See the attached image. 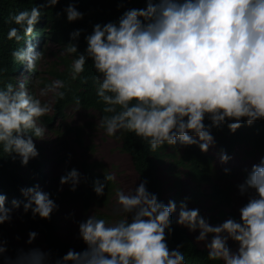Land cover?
Segmentation results:
<instances>
[{"label":"clouds","instance_id":"1","mask_svg":"<svg viewBox=\"0 0 264 264\" xmlns=\"http://www.w3.org/2000/svg\"><path fill=\"white\" fill-rule=\"evenodd\" d=\"M59 2L44 0L37 7L10 16V22L19 27L10 28L7 38L17 42L25 40L26 46L11 53L23 66L0 79V152L3 153L0 157L19 165L16 171L19 182L14 177V183L20 200L0 185V228L4 229L5 222H11L13 208L22 209L24 219L29 210L34 219L52 217L54 234L68 242L65 254L55 264H185L180 251L184 244L170 249L167 243L168 235L173 232V213L176 223L186 228L199 244L207 242L205 247L210 259L220 258L223 264H264V157L260 151H254L261 157L259 162L245 169L247 175L237 185L239 195L247 196V202L238 209L239 219L229 217L212 225L198 208H189L187 202L206 194L217 204L226 203L218 202L209 194L212 183L219 184L218 174L210 182L196 184L183 164L176 165V160L167 156V150L160 149L165 145L195 144L202 152H209L216 145L211 133L213 128L227 124L235 133L245 123L251 126L257 120H264V0H143L144 8H128L116 21L93 25L92 32L84 37L87 46L83 53L71 41L77 40L84 30H73L65 49L69 54H78L71 64V76L75 80L84 72L85 64L92 62L98 73L94 77L96 95L106 105L103 111L110 114L104 115L101 121L96 109L79 105V97L74 98L76 103L71 102L57 113L55 100L65 98V92L59 91L65 85L50 69L49 77L57 82L52 84V80L44 78L38 83L52 91L51 107L42 103L23 81L16 82L18 73H26L28 78L39 75L37 64L43 52H39L41 41L36 46L31 43L35 25L42 8L54 7ZM124 2L133 0H121V4ZM64 12L69 22L83 19L84 14L74 3H69ZM35 70L37 74L33 75ZM11 78L13 82L5 84ZM69 107L84 111L86 118L78 124L65 122L63 132H55L56 139L63 140V146H66L65 134H73L76 140L74 129L66 132L68 126L81 127L83 143L77 140L75 143L90 151L93 148L90 144L84 146V135L96 124L109 137L117 139H121L118 133H134L146 142L147 155L154 159L158 177L165 181L162 192L166 203L148 190L147 180L141 181L138 176L141 182L130 194L116 192L120 211L127 214V219L118 215L116 223L109 225L105 219H111L110 214L96 212L95 217L90 214L78 222L77 241L62 234L53 214L59 207L54 200L68 196L71 202L80 201L85 208L92 201L106 204L113 193L107 202L101 203L94 192L97 197L103 196L109 181H114L116 186L115 176L104 162L83 157L78 164L68 166V172L60 174V184L64 185L61 189L46 181L49 164L41 159L34 139H44L45 125L54 131L53 119H65ZM91 111L96 112L94 119H88L92 117ZM47 114L49 122L45 119ZM220 153L221 163L231 159L229 154ZM86 161H100L110 173L104 175L103 182L95 179L93 189L88 188L84 175ZM163 164L173 180L180 179L178 167H183L195 182L189 186L192 196L186 197L179 206L172 200L169 189L172 183L166 185V179L160 175L159 166ZM171 169L176 172L174 175ZM181 181L188 186L186 181ZM203 184H208L211 190L206 192ZM70 191L72 194H68ZM229 196L231 202L226 204H232L231 191ZM197 230L199 234L195 236ZM29 231L26 243L31 249L28 251L18 252L19 246L5 236L17 248L16 255L6 248L5 237L0 238V261L47 264L51 253L45 252L47 247L39 242L44 238L43 233ZM229 241L236 247H230ZM6 251L11 257H6Z\"/></svg>","mask_w":264,"mask_h":264},{"label":"trees","instance_id":"2","mask_svg":"<svg viewBox=\"0 0 264 264\" xmlns=\"http://www.w3.org/2000/svg\"><path fill=\"white\" fill-rule=\"evenodd\" d=\"M43 3L44 0H0V79L6 78V74L10 73L11 70L19 69L23 66V64L16 61L11 55L14 50L20 49L26 45L25 40L17 42L15 39L9 40L7 38L10 28L19 27L14 22H10V16L15 15L21 10H30ZM69 3H74L76 9L84 14L83 19L74 22H69L67 20L64 9L68 7ZM145 6L143 0H133V2H124L122 4L121 0H60L54 7L41 9L42 15L35 25V33H33L34 37L31 43L36 46L38 41L50 39L55 45L65 50L67 44L71 40L69 34L75 29H83L84 31L81 33L80 37L75 41H71L78 45V52L83 53L87 46L84 37L92 32L93 25L96 23L103 24L109 21H116L126 9L144 8ZM58 13L59 15H57ZM21 35H23V32H21ZM25 39L28 38L26 37ZM77 55L78 54H69L65 51L64 54L56 55L57 60H54V63L49 67L52 75L65 85V87L59 88V91L65 92V98L59 100L56 97V111L57 113L62 112L65 106L71 104V102H75V97H79V105L85 109H96L100 114L101 121L104 115L110 114L103 111L106 105L102 101H99L96 95L97 84L94 77H96L98 73L89 60L85 64L84 72L73 80L71 76V64ZM36 71L37 70H35L33 75L37 74ZM13 72L14 71H12V73ZM12 82L13 79L11 78L6 81L5 84ZM45 119L49 122V114L45 116ZM205 123H209V121L206 120ZM91 124L92 123L89 122V125ZM67 128L66 132L72 129L76 131V140L80 141L82 144L83 139L79 133L81 127L71 128V126H68ZM211 133L215 138V144L219 152H224L228 155L237 145L243 144L248 148V152L251 153L257 149L260 151L262 157H264V120H257L251 126L245 123L235 133L228 129L227 124L219 129L213 128ZM118 135H121L120 149L129 153L141 181L147 180L148 190L158 194V198L166 203L162 192L165 181L158 177L155 161L147 155L144 147V143L146 142L136 137L134 133H118ZM89 147L92 149L93 145L90 144ZM160 149L162 151L167 150V156L171 157L174 162L176 160V163H178L176 165L183 164L196 184L210 182L213 180L212 176L217 175V171L214 169L213 165V155L209 152H202L198 145L180 146L177 144L175 147L165 145ZM178 153L180 154L178 155ZM2 155L3 153L0 152V156ZM18 166L10 160L0 157V185L13 194H15L14 177L19 182L16 174V171L19 169ZM84 170L88 188L90 189H93L92 182L95 179L98 178L103 182L104 175L110 174L100 161H93L91 163L86 161ZM171 171H173V175L176 173L172 169ZM35 173L38 174V172ZM182 184L185 185L184 182L176 177V180H173L172 185L169 187L172 191V200L177 203V206H179L180 202L185 200L186 197L192 196V194L189 196L183 194L181 189ZM211 187L212 190L209 194L218 202H231L229 186H221L215 182L212 183ZM113 190L114 181H109L105 187V194L103 196L97 197L95 192H93L99 202L105 203L113 193ZM68 194H72V191ZM15 195L17 199L20 200V197L17 194ZM88 195L89 193L87 197ZM85 201L88 203L89 200L85 198ZM25 216V227L28 230L38 231L44 235V238L39 240V242H42L47 247V249L44 250L45 252L51 253L47 264H55V261L65 254V247L68 244L67 241H62L59 236L54 234L55 220L52 217L50 220L40 219L38 216L34 219L30 210L25 213ZM172 228L173 232L167 237L168 246L170 249H175L177 244L183 243L184 246L180 251L184 255L186 264H223V260L220 258L210 259L208 257V250L205 245L199 244L186 228L180 227L173 219V213ZM4 241L6 242V248L16 255L17 248L10 239L5 237ZM0 264H4V262L0 261Z\"/></svg>","mask_w":264,"mask_h":264},{"label":"rangeland","instance_id":"3","mask_svg":"<svg viewBox=\"0 0 264 264\" xmlns=\"http://www.w3.org/2000/svg\"><path fill=\"white\" fill-rule=\"evenodd\" d=\"M43 55L38 60L37 68L40 71L39 75L34 78H28L27 74L18 73L16 77V82H21L30 87L33 90L38 99L42 103H47L51 107V90H48V86H39V83L44 78H49L52 80V84L57 82L52 79L48 72L51 64L54 60H57L56 55L64 53L65 50L55 45L51 40L41 41ZM51 84V85H52ZM43 93V94H42ZM92 117L88 119H94L96 112L91 111ZM86 118L84 111H80L75 107H69L66 110L65 119H53L52 125L54 131L49 130V126H46L43 122L41 124L45 125L47 132L44 139H34V143L38 144L36 146L41 159H44L49 165L46 166V181L49 185L56 189H61L64 185L60 184L59 176L62 173L68 172V166L78 164L80 158H89L91 160H101L107 166L109 172L115 176L116 186L113 190V194L106 204H100L92 201L88 208H85L80 201L71 202L68 196L60 197L55 201L59 206L57 210L53 212L54 216L59 221L58 230L64 234L66 237L77 241L78 237V222L85 220L90 214L95 217V213H106L110 214L111 219H105L109 225L116 223V216H122V218L127 219V214L120 211V205L118 204V197L116 195L117 190H122L125 194H130L134 186H138L141 182L134 166L132 165L129 155L120 149L121 140L115 137H109L103 128L99 125H94L92 128H88L86 134L84 135V146L88 144H93V150H85L82 146L75 143V138L73 134H65L64 139H66V146H63V140H57L55 137L56 131H62L65 122L68 123H81ZM209 152L213 154L214 157V167L217 169L218 177L216 180L220 185H229L232 195V204L226 203H216L214 199L210 198L206 194H201L199 196H194L188 200L187 204L189 208H198L200 214L205 217L208 222L212 225H217L223 222L229 217L239 219L238 209L247 202V196H240L237 185L242 183L245 179L247 172L245 169H250L251 165L258 163L260 156L256 152H248V148L244 145H237L234 150L229 154L231 159L227 163H221L220 152L217 150L216 145L209 148ZM37 157L32 158L35 161ZM63 160V161H62ZM165 164L160 165V175L166 179V185H171L173 177L164 169ZM229 169L227 173L224 171ZM180 180L186 181L188 186L182 184V191L185 196H189V186H194L195 182L190 179L184 172L183 167H178ZM24 171V170H22ZM27 172V170H25ZM220 174L222 176H220ZM220 176V177H219ZM42 184V182H40ZM44 185V184H43ZM42 185V186H43ZM202 188L209 192L211 190L208 184H203ZM169 191L167 194L170 195ZM12 208V207H9ZM12 220L11 222L4 223V229L0 228V238H4L6 235L9 236L13 243L19 246V250L28 251L31 249L29 244L26 243L28 240V233L30 232L24 224L23 210L20 208H13L12 210ZM104 219V218H103ZM195 236L199 234V230L194 232ZM39 238V234L37 236ZM211 239V234L209 235V240ZM35 240L33 244H35ZM203 245L207 242L202 241ZM229 245L235 248L236 245L229 241ZM6 257H11L9 251H6ZM14 259V257L12 256ZM186 264V263H185Z\"/></svg>","mask_w":264,"mask_h":264}]
</instances>
